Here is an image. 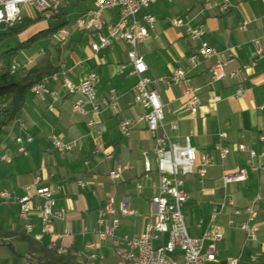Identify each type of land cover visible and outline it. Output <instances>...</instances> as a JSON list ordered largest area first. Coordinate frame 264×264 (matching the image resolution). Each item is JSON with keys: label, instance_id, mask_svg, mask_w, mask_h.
<instances>
[{"label": "crops", "instance_id": "0c3cea01", "mask_svg": "<svg viewBox=\"0 0 264 264\" xmlns=\"http://www.w3.org/2000/svg\"><path fill=\"white\" fill-rule=\"evenodd\" d=\"M220 1L155 0L143 12L156 16V29L138 47V51L148 66L147 76L152 80H160L153 88L164 105L165 124L171 141L179 145L189 141L199 155L213 154L215 157V163L208 168L205 177H184V190L191 197L184 206L189 234L202 237L208 229L217 227L224 234V239L218 243V261L226 263L229 259L240 258L239 264H250L252 254L264 255V158L253 161L261 169L248 170L244 183L225 188L222 177L246 166L249 154L238 149L241 141L249 150L259 154L264 152V142L260 141V137L264 136V57L257 61L255 67L247 68L255 45L264 50V0H232L230 12H223L219 7L212 10L204 7L207 2L218 4ZM94 2L61 0L60 7L66 8L68 18L70 11L75 10L72 12L73 26L69 29L68 40L62 42L57 34L50 46L43 43L23 51L15 66L33 70L37 61L45 55L46 47L55 54L54 45L65 43L60 57L54 58V67L65 64L70 70L69 78L74 83L85 81L91 73L97 74L95 90L98 99L108 100L111 91H114L118 112L104 109L99 115H94L88 106L86 116L76 114L73 105L79 96L68 93L61 83L50 85L59 93V101L53 112L49 109L52 100L48 96L38 97L30 92L19 117L0 135V192L7 191L11 195L9 200L0 202V236H6V242L0 245V250L5 248L7 252L5 249L2 251L10 254L4 256L5 259L0 256L2 264H28L30 252L26 242L21 239L27 234L19 218L16 200L25 195L24 188L33 185L37 178L40 179V185L52 189L57 208L66 212L65 223H54V235H46L37 242L45 247L55 242L65 253L75 254V264L79 253L89 252L87 245L90 243L98 244L97 253L105 256L107 263L116 261L110 241L101 242L97 236L98 213L106 204L107 192L115 194L117 207L120 201L128 199L132 209L141 215L138 218L121 217L120 236L140 235L154 210L151 201L155 192L146 178L143 156L144 151H149L151 175L157 185L154 139L144 122L133 128L129 138L124 137L120 130L122 120L136 119L143 113L139 106L131 104L132 89L137 78L130 75V45L115 40L108 48L95 52L92 45L100 42L98 34L75 27L76 20L91 10ZM40 16L33 8L24 11V19L33 20ZM118 18V10L108 12L104 16V23L113 24ZM176 18H189L194 25L204 26V39L216 51L212 60L202 62L194 69L189 68V58L199 44L190 41L183 29L172 25V20ZM243 19L249 21L247 32L239 30ZM48 25L49 20L42 18L18 36V43L45 30ZM36 30L40 31L34 33ZM230 55L232 58L228 71L242 68L243 72L235 78L227 77L212 83V65L217 60L229 59ZM179 69L187 71L186 83L174 85L170 82V76ZM185 85L199 89L201 105L196 114L187 108ZM240 90L243 91L242 96L238 95ZM17 121L25 124L24 131L20 130ZM171 124H175L177 129H170ZM221 133L228 134L227 141L220 139ZM18 135L33 138L25 154L17 152L15 139ZM52 137L74 144V150L64 155L56 152L50 142ZM221 146L230 149V155L224 161L218 156ZM107 155L111 158H107ZM4 156L9 161H3ZM121 165H129V169L114 184L109 179V172ZM81 181L86 183L85 187L79 185ZM141 182L144 189L139 193L136 187ZM258 196L261 198L256 204L260 231L257 241H247L241 229L247 216L242 214L234 217V208L244 209ZM225 198L232 200L234 207L227 206L212 224L211 216ZM233 217L235 224L230 226L229 220ZM32 221L35 224L34 234H40L37 213L33 214ZM66 230L68 235L58 239L57 236ZM258 264H264L262 257Z\"/></svg>", "mask_w": 264, "mask_h": 264}, {"label": "built area", "instance_id": "2783aa9c", "mask_svg": "<svg viewBox=\"0 0 264 264\" xmlns=\"http://www.w3.org/2000/svg\"><path fill=\"white\" fill-rule=\"evenodd\" d=\"M155 0H95L94 7L80 16L75 27L88 32L98 34L100 42L93 44L92 49L98 52L108 48L115 40H122L130 45L128 60L132 65L130 75L137 78V82L132 89V105L139 106L143 113L136 119H124L120 123V130L124 137L129 138L133 128L140 122L147 125L148 131L154 139V154L157 163L158 184H154V178L151 175L152 166L149 158V151H144V167L147 180L152 184L155 192L151 204L153 212L148 217L144 231L134 237L118 235L121 226V217L138 218L140 213L133 210L128 199L120 201L117 207L115 194L106 193V204L98 213L97 236L101 242L110 241V247L114 253L116 261L112 264H239L240 258L229 259L226 263L218 261V243L224 239V234L217 227L208 229L202 237H193L189 234L184 206L190 201V195L184 190V177L196 175L200 178L206 176L208 168L215 163L213 154L199 155L196 148L189 141L183 145L175 144L167 134L165 124L164 105L157 90L153 86L160 80H152L147 76L148 66L144 57L139 53L138 47L145 43L150 33L156 29L158 20L150 12H143L148 9ZM61 5V0H0V27L4 30L14 28L24 21V11L26 8H33L46 19L51 18V13L57 10ZM205 9L212 10L219 7L223 12H230L233 4L232 0H221L220 3L207 2ZM119 11V18L110 25L104 23V16L111 11ZM172 25L183 29L190 41L198 43L195 53L189 58V68L194 69L202 62L210 61L216 56V51L204 39L205 28L201 25H194L193 20L187 18H176L172 20ZM249 21L243 19L239 25L241 32H247ZM70 36L69 29H62L58 37L62 42L68 40ZM264 57V50L255 45L251 54V63L248 67H255L257 61ZM232 56L229 59L217 60L211 67L212 83L225 80L227 77L235 78L243 69L233 72L228 71ZM70 70L65 64H59L57 72L36 81L31 89L32 93L38 97L48 96L52 100L49 107L50 111L55 110V104L59 101V93L52 89V83H61L63 89L70 94H77L79 97L73 105V111L80 115L88 114L87 107L90 106L94 115H99L104 109H112L118 112V102L114 91H111V97L108 100L100 101L98 99L95 86L98 76L91 73L88 78L81 83H74L69 78ZM187 71L184 69L176 70L170 76V82L174 85L186 83ZM238 95L242 96L240 90ZM184 98L187 100V108L192 114H196L201 105L199 89L190 85H185ZM220 100L219 97L216 98ZM21 131L26 129L23 122L17 121ZM93 126V123H90ZM170 129H177L175 124L170 125ZM222 141L228 140L227 133H221ZM244 139V136L241 137ZM264 142V136L260 137ZM17 152L25 154L28 145L33 143L31 136L23 137L18 135L15 139ZM52 148L64 155L74 150V144L66 143L62 139L52 137ZM238 149L242 152H248L249 159L246 166L238 172L225 174L222 177L223 186L227 188L233 184L244 183L247 181V171H257L261 169L253 164L257 158H264V152L257 153L249 150L246 144L241 141ZM230 155V149L221 146L218 151L220 160L224 161ZM107 158H111L107 155ZM3 161H9L4 156ZM129 169V165L117 166L109 172V179L117 184L124 172ZM81 187H85L84 181L79 182ZM137 191L141 193L144 189L143 183L137 185ZM25 195L17 198L19 205V218L23 224L25 233L33 236L36 241H41L46 235H54V223L66 222V212L58 209L52 189L49 186L40 185V179L37 178L33 185L24 188ZM11 195L7 191L0 192V202L7 201ZM258 196L254 202L244 209L234 208V217L245 214L247 220L242 223L241 229L246 235L247 241H257L260 226L257 223L256 204L260 201ZM38 201V202H36ZM227 206L234 207L232 200L225 198L218 206V210L212 214V224L214 220L222 214ZM37 213L40 219L41 232L34 234L35 224L32 216ZM229 220V225L235 224V219ZM68 235L66 230L59 234L58 239H63ZM5 242H0V245ZM49 249L64 254V250L55 242L48 245ZM99 246L96 243L87 245L89 252L79 253L77 255V264H100V257L97 253ZM261 257L252 254L250 264H258ZM0 264L1 261H0ZM28 264L31 257L28 256Z\"/></svg>", "mask_w": 264, "mask_h": 264}, {"label": "trees", "instance_id": "16d2710c", "mask_svg": "<svg viewBox=\"0 0 264 264\" xmlns=\"http://www.w3.org/2000/svg\"><path fill=\"white\" fill-rule=\"evenodd\" d=\"M65 7L52 11L49 25L45 30L38 32L24 42L13 48L0 51V135L3 130L12 124L26 106L28 95L36 81L57 72L54 67V58L58 59L65 43L54 45L55 54L46 47V53L39 59L33 70L24 66L16 67L17 59L23 51H29L35 46L45 43L50 46L55 36L62 29H70L73 24L65 12ZM43 15L36 19H24L20 26L10 28L2 34L0 44L8 38H16L33 24L39 22ZM6 236H0L6 242ZM21 239L26 242L29 256L33 264H75V254H59L57 251L42 246L34 238L23 235Z\"/></svg>", "mask_w": 264, "mask_h": 264}, {"label": "rangeland", "instance_id": "374dc122", "mask_svg": "<svg viewBox=\"0 0 264 264\" xmlns=\"http://www.w3.org/2000/svg\"><path fill=\"white\" fill-rule=\"evenodd\" d=\"M75 11V10H74ZM74 11H72V12H74ZM72 12L70 11V16H69V19H70V21L74 18V14H72ZM38 31H40V30H36L34 33H37ZM5 32V30H4V28H2V27H0V40H1V38L3 37L2 36V34ZM19 42V39H18V37L17 38H8L7 40H5V41H3L1 44H0V51H4L5 49H7V46L8 45H10L9 46V48H12L14 45H16V43H18ZM20 61H22L21 59H20ZM185 213H186V211H185ZM5 249V248H4ZM4 249H2V250H4ZM2 250H0V252L2 251ZM6 250V252H7V249H5ZM3 252V253H2ZM1 253H0V256L3 258V259H5V257H6V255H9L10 256V254H9V252L8 253H6V252H4V251H2ZM6 253V254H5ZM5 256V257H4ZM7 261V260H6ZM9 261V260H8Z\"/></svg>", "mask_w": 264, "mask_h": 264}, {"label": "bare ground", "instance_id": "6f19581e", "mask_svg": "<svg viewBox=\"0 0 264 264\" xmlns=\"http://www.w3.org/2000/svg\"><path fill=\"white\" fill-rule=\"evenodd\" d=\"M0 242H3V239L0 238ZM100 264H109L107 263L105 256L100 257Z\"/></svg>", "mask_w": 264, "mask_h": 264}]
</instances>
